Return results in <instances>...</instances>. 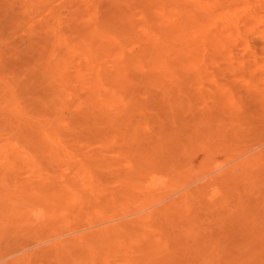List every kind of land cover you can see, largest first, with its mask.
<instances>
[{"label": "bare ground", "instance_id": "6f19581e", "mask_svg": "<svg viewBox=\"0 0 264 264\" xmlns=\"http://www.w3.org/2000/svg\"><path fill=\"white\" fill-rule=\"evenodd\" d=\"M6 2L0 264H264V0Z\"/></svg>", "mask_w": 264, "mask_h": 264}, {"label": "rangeland", "instance_id": "374dc122", "mask_svg": "<svg viewBox=\"0 0 264 264\" xmlns=\"http://www.w3.org/2000/svg\"><path fill=\"white\" fill-rule=\"evenodd\" d=\"M6 1L11 2V0H0V22L2 21L0 23V30L6 31L5 33L6 35L3 37V40L0 42V60L8 64L16 61V52L18 56L19 53L22 54L25 51V47L23 46V44L27 42L26 40L27 36L22 31H20L13 22L15 19H17L20 16L18 8L8 6ZM66 14L68 13L66 12ZM252 38L251 40L255 41L254 44L257 47H260L262 45L261 44L262 41L260 42V39H257L256 37H252ZM203 159H204L203 153L201 152L197 153V156L194 159V165L198 167L199 165L202 164ZM116 161L117 160H113V161L111 160V162H114L115 164L124 163L123 161L116 163ZM56 170H58L57 167ZM100 222L101 221H99L98 219H95L93 221L83 220L79 225L87 226V227L93 226L94 228H96L97 226H99L98 223ZM74 228H75L74 226H71L70 228H64L62 232L67 233L69 230H72ZM2 258H3L2 255H0V260H2Z\"/></svg>", "mask_w": 264, "mask_h": 264}]
</instances>
